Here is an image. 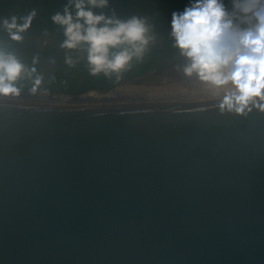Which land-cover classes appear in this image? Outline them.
<instances>
[{
	"label": "water",
	"instance_id": "1",
	"mask_svg": "<svg viewBox=\"0 0 264 264\" xmlns=\"http://www.w3.org/2000/svg\"><path fill=\"white\" fill-rule=\"evenodd\" d=\"M0 264H264V113L0 100Z\"/></svg>",
	"mask_w": 264,
	"mask_h": 264
},
{
	"label": "clouds",
	"instance_id": "2",
	"mask_svg": "<svg viewBox=\"0 0 264 264\" xmlns=\"http://www.w3.org/2000/svg\"><path fill=\"white\" fill-rule=\"evenodd\" d=\"M231 5L193 0L183 12L173 13L170 39L183 61L177 69L203 85L222 114L247 117L254 110L264 113V0H231ZM108 6L109 0H67L51 20L63 29L60 47L86 53L91 75L119 79L134 61L144 60L158 35L145 16L125 19L94 11ZM35 15L0 17V30L10 41L22 42ZM65 59L74 66L71 56ZM38 61L29 67L0 39V100L21 97L25 82L33 95L47 91Z\"/></svg>",
	"mask_w": 264,
	"mask_h": 264
},
{
	"label": "flooded vegetation",
	"instance_id": "3",
	"mask_svg": "<svg viewBox=\"0 0 264 264\" xmlns=\"http://www.w3.org/2000/svg\"><path fill=\"white\" fill-rule=\"evenodd\" d=\"M16 1L17 0H5L4 12L6 16H23L24 9L21 5L19 6ZM61 1L62 0H36V5L33 10L36 13L34 17V26L23 34L24 40L22 42H16V44H14L15 42L10 41L7 34L2 30H0V39L4 40L9 49L15 52L23 43L29 41L39 60L51 57L62 48L60 45L64 40L63 29L51 20L53 14L62 12L63 6L60 4ZM192 2L193 0H109L108 7L96 8L94 9L95 13H103L112 16L113 11L120 18L125 19L132 15L145 16L150 23L155 25L158 39L157 42L151 46L144 60L142 62L134 61L131 69L121 73L119 79H117L116 74H113L111 78L99 74L100 78L98 81L93 82L89 86H84L91 75L86 53L62 48L58 57L53 58L45 64L37 63L35 65L38 71L44 76L42 88L49 92L76 95L85 93L91 89H110L118 86L123 81L143 76L155 70L158 72L150 75L151 77L160 72L167 73V76L172 71L174 74H178L179 72L183 74L182 69H177V65L183 62L182 58L179 56L178 51L173 48L172 40L170 39L171 20L174 12H183ZM224 2L226 6L231 9V0H224ZM14 45H16L15 48H12ZM66 55L71 56L75 61L74 66H69L66 63ZM21 59L29 67L32 66L33 58L28 45L25 46ZM141 69H147V71L139 76H134V74ZM53 75H56L58 79L63 78L64 80H56L52 86L51 81ZM150 76L149 78H151ZM170 79H172V81L170 82L167 80V84L180 80L176 75L171 76ZM58 81L62 83L72 82L70 86L76 85V92L70 93L58 90L60 88V83ZM25 83L28 84V82ZM164 83L166 84V82ZM143 85L154 87L163 85V83H151V85L145 83ZM28 87H30L29 84ZM25 90L27 91V88Z\"/></svg>",
	"mask_w": 264,
	"mask_h": 264
},
{
	"label": "bare ground",
	"instance_id": "4",
	"mask_svg": "<svg viewBox=\"0 0 264 264\" xmlns=\"http://www.w3.org/2000/svg\"><path fill=\"white\" fill-rule=\"evenodd\" d=\"M176 75L180 80L173 83L147 87L143 84L147 83V78L141 80L140 82H131L121 86V88L111 91L109 93H97L91 91L87 94L79 96H68V95H53L46 92H38L33 95L30 92L23 93L21 97L23 99L34 100V101H43L56 104H77V103H102V102H125V101H142L146 99H157V100H173V99H185V100H203L210 99L212 96L205 91L203 85L195 81L194 78H188L181 72ZM172 75V76H173ZM168 78V76H167ZM166 80V79H165ZM188 80V81H187ZM180 81L186 82L185 84L191 90V93H188L186 90L177 87V84H180ZM203 87V92H200V86ZM126 86V87H125ZM183 86V85H182ZM125 87V88H123ZM193 88V90L191 89ZM196 90V91H194Z\"/></svg>",
	"mask_w": 264,
	"mask_h": 264
},
{
	"label": "trees",
	"instance_id": "5",
	"mask_svg": "<svg viewBox=\"0 0 264 264\" xmlns=\"http://www.w3.org/2000/svg\"><path fill=\"white\" fill-rule=\"evenodd\" d=\"M18 4H19V6L21 5L22 6V8L24 9L23 10V16H25V15H28L30 12H32L33 10H34V7H35V5H36V0H17L16 1ZM5 0H1V8H0V17H4V16H6V14H5V12H4V10H5ZM60 4L63 6V8H64V6L67 4V0H62L61 2H60ZM63 11V10H62ZM17 16V15H16ZM34 26V19H33V21H32V25H31V27L29 28V29H31L32 27ZM31 33V32H30ZM14 44H16V42L14 43ZM15 46L16 45H14L12 48H15ZM11 50V49H10ZM145 71H147V69H141V70H139V71H137L135 74H134V76H139V75H141L143 72H145ZM57 77H56V75H53L52 76V81H51V84H52V86H53V84L56 82V80H61V79H63V78H60V79H56ZM99 78H100V75H96V76H93V75H90V77H89V79H88V81L85 83V85L84 86H89L90 84H92L93 82H96V81H98L99 80ZM64 80V79H63ZM59 82V81H58ZM60 84V88L58 89V90H61V91H65V92H70V93H75L76 91H75V89H76V85H72V86H70V84L72 83V82H67V83H62V82H59ZM26 84V88H28V84L27 83H25ZM51 86V87H52ZM83 86V87H84ZM25 88V89H26Z\"/></svg>",
	"mask_w": 264,
	"mask_h": 264
},
{
	"label": "rangeland",
	"instance_id": "6",
	"mask_svg": "<svg viewBox=\"0 0 264 264\" xmlns=\"http://www.w3.org/2000/svg\"><path fill=\"white\" fill-rule=\"evenodd\" d=\"M173 75V71L172 72H170L169 74H168V78H167V73H162V72H160L159 74H155L154 76H150L151 78H148V81H147V83L148 84H150L151 85V83H164V82H166V84H167V80L168 81H172V79H170L171 78V76ZM170 76V77H169ZM164 79H166V80H164ZM174 80V79H173ZM176 81H178V80H176ZM188 81V80H187ZM187 81L186 82H182V81H180V84H177V87L176 88H178V87H181V89H184V90H186L188 93H191V90L190 89H188V88H186L187 86L185 85V84H187ZM169 83V82H168ZM165 84V83H164ZM183 85V86H182ZM200 86V92H203L204 90H203V87L201 86V85H199ZM192 90H193V88H191ZM194 91H196V90H194Z\"/></svg>",
	"mask_w": 264,
	"mask_h": 264
}]
</instances>
